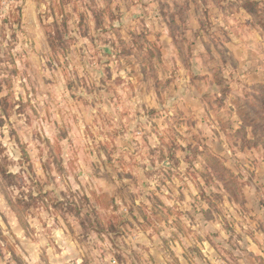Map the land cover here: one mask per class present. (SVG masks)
<instances>
[{"label":"rangeland","instance_id":"obj_1","mask_svg":"<svg viewBox=\"0 0 264 264\" xmlns=\"http://www.w3.org/2000/svg\"><path fill=\"white\" fill-rule=\"evenodd\" d=\"M150 1L0 0V264H178V246L193 250L179 108L228 102L223 49L207 44L202 68L220 98L199 84L196 50L241 4Z\"/></svg>","mask_w":264,"mask_h":264},{"label":"crops","instance_id":"obj_2","mask_svg":"<svg viewBox=\"0 0 264 264\" xmlns=\"http://www.w3.org/2000/svg\"><path fill=\"white\" fill-rule=\"evenodd\" d=\"M237 2L240 10L220 15L209 32L202 34L213 36L210 40L202 37L196 50L199 84L208 91L207 96L220 98L222 94L212 82L215 73L202 68L207 63L203 54L209 50L207 44L218 53L223 49L225 62L220 73L231 85L224 96L228 102L205 108L197 105L203 96L192 95L195 104L179 108L189 118L186 121L193 123L195 149L193 158L188 157L193 162L192 173L177 188L178 195H183L177 203L180 211L188 212L179 221L196 234L181 236L184 246L191 241L194 246L190 252L178 246V264H264V123H260L264 119V0H226V7ZM131 15L125 12L120 17ZM160 31L164 40L167 32ZM177 78L182 83L185 76ZM189 93V89L179 91L183 102ZM255 112L262 115L259 122L252 121ZM212 162L219 163L227 174L225 182L216 175Z\"/></svg>","mask_w":264,"mask_h":264}]
</instances>
